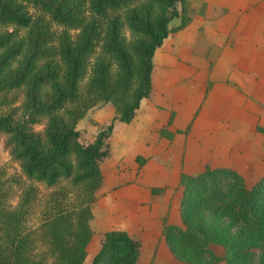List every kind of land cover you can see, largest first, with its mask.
Masks as SVG:
<instances>
[{
  "label": "trees",
  "instance_id": "obj_1",
  "mask_svg": "<svg viewBox=\"0 0 264 264\" xmlns=\"http://www.w3.org/2000/svg\"><path fill=\"white\" fill-rule=\"evenodd\" d=\"M186 4L0 0V134L20 169L17 177L0 170V264L85 263L114 123L131 122L152 94L155 52L190 23ZM97 102L109 103L112 117L83 142L78 122ZM171 120L160 136L173 137ZM179 177L182 225L164 220L162 229L170 253L188 264H264V173L250 186L234 167L207 164ZM140 253L138 239L109 229L90 264H138Z\"/></svg>",
  "mask_w": 264,
  "mask_h": 264
},
{
  "label": "rangeland",
  "instance_id": "obj_2",
  "mask_svg": "<svg viewBox=\"0 0 264 264\" xmlns=\"http://www.w3.org/2000/svg\"><path fill=\"white\" fill-rule=\"evenodd\" d=\"M25 8L33 16L40 14L30 3H25ZM186 8L192 19L190 28L181 31L180 37L165 39L157 49L152 71L153 92L144 99L137 118L126 124L117 121L115 126L114 123L109 140L113 150L102 163L103 194L92 205L94 235L84 264H90L98 250L101 233L109 229L126 230L138 239L141 243L138 264H188L170 253L162 234L164 220L182 225L178 211L182 185L178 181L173 183L178 177V169L181 171L185 163L190 166V169L185 168L190 174L199 172L207 164L235 167L243 171L246 186L264 173V144L258 141L254 144L255 135H252L254 125H261L259 128L263 131L258 129L257 133H264V0H187ZM179 21V18L173 19L169 27ZM218 25L222 35L219 30H214ZM62 29L55 26L51 32ZM212 30L216 40L211 36ZM18 33L23 34L21 30ZM69 33L74 37L78 30ZM182 37L185 43L178 47L177 42L182 43ZM17 103H20V97ZM153 108L158 114L153 125L161 124L164 116L167 121L171 117L168 129L181 144L167 140L160 141L156 147L151 146L156 141L157 129L140 121ZM211 112L217 119L233 117L234 123L242 121L248 130H245L248 132L245 138L237 139L233 144H227L228 141L225 144H199L206 140L191 126L196 122L202 124ZM111 117L109 103L97 102L89 108L78 122L81 140L92 139ZM194 118L197 119L192 122ZM188 138L194 144H183ZM6 139L5 134H0V170L7 177H17L20 169L9 155ZM161 139L169 138L163 136ZM139 153H153L159 158L158 165L143 167L144 163L138 167L135 158ZM163 157L168 161L162 163ZM141 168L145 170L140 171ZM147 183H153V186ZM164 183L168 185L167 194L162 192L153 196L151 188L161 187ZM133 184L141 191V197L144 191L151 194L149 204L161 198L160 203H163L166 199L167 213L143 218V208L140 209L137 198L131 196L139 193ZM110 192L114 193L111 203ZM16 202L15 197L11 203ZM214 249L221 254L219 249ZM216 264H225V261Z\"/></svg>",
  "mask_w": 264,
  "mask_h": 264
},
{
  "label": "crops",
  "instance_id": "obj_3",
  "mask_svg": "<svg viewBox=\"0 0 264 264\" xmlns=\"http://www.w3.org/2000/svg\"><path fill=\"white\" fill-rule=\"evenodd\" d=\"M192 20V19H191ZM191 22L192 21H190V23L185 27V28H183V29H181V30H179V31H177L176 33H174V34H171V35H169L167 38H170V37H173V38H177V37H180V32L182 31V32H185L186 30H188L189 28H190V25H191ZM177 25V24H176ZM214 30H219V34L220 35H222V28H221V26L220 25H218L217 26V28H215ZM213 30L211 31V36L213 37V39H215L216 40V36H213ZM166 38V39H167ZM183 38V37H182ZM164 42H165V40H164ZM163 42V43H164ZM183 43H185V39L183 38V40H182V43H180V42H177V46L178 47H181V44H183ZM175 45H176V43H175ZM191 47V46H190ZM157 51V50H156ZM156 53V52H155ZM155 56V55H154ZM153 82V81H152ZM240 85H244L243 83L242 84H240ZM234 91H236L235 89H233ZM236 93H238V92H236ZM152 97V96H151ZM150 97V99H152ZM154 98V97H153ZM145 99V98H144ZM144 99L142 100V102H141V104H140V106H142V103H143V101H144ZM141 109V107H139V109L137 110V112H136V115H135V117L133 118V120L131 121V122H133L136 118H137V115H138V112H139V110ZM188 109V108H187ZM157 110L156 109H150V110H148V112L150 113V114H147L146 116H144L143 117V119L140 121L141 122V124H147V125H149V126H154L156 129H157V136H156V141H155V143L154 144H151V146L152 147H156L158 144H159V142L160 141H162V142H167V140H169L171 143H173V144H181L178 140H177V138H176V136H174L173 135V137L170 139H161L163 136H160L159 135V130L162 128V127H165L166 125V122H168L167 121V119H166V116H164L163 117V119L161 120L162 121V123L161 124H158V125H153V123L155 122V120H156V118H157V116H158V114H157V112H156ZM197 118H194V120L192 121V122H194L195 120H196ZM169 120V119H168ZM116 122L117 121H115V126H116ZM236 123H234V118L233 117H230V118H228V119H223V118H216V116L214 117V114L211 112L209 115H208V118H207V120H204V122L202 123V124H199V122L197 123H193V127L191 126V129L193 130V131H195V132H199V134H198V136H204V140H206L204 143H203V141H201V143H199V144H225L224 142L225 141H228V143L227 144H233L237 139L239 140H241V139H244L245 137H244V135H245V133H248V132H246L245 130H247V128H245L244 126V123L241 121H235ZM240 122V123H239ZM124 123V122H123ZM130 123V122H129ZM172 123V122H171ZM124 124H126V123H124ZM165 125V126H164ZM148 126V127H149ZM261 125H254V130H253V132H252V135H255L254 136V140H255V143L254 144H256L257 143V141L259 142V144H264V133H262L261 134V132L260 133H257V132H259L258 131V128L260 127ZM125 128H126V125H125ZM190 129V130H191ZM169 130V129H168ZM170 132H173V131H171V130H169ZM248 131V130H247ZM213 132H215L213 135L214 136H211L212 135V133ZM173 134H174V132H173ZM209 139V140H208ZM166 140V141H165ZM239 140V141H240ZM200 142V141H199ZM183 144H194L193 143V140L192 139H190V138H188L185 142H183ZM171 145V144H170ZM170 145H168L169 147H170ZM112 150H113V148H111ZM138 155H141V156H143L144 158H146V161H145V164L143 165V167H150L152 164H157L158 165V163H159V158L158 157H156L153 153H146V154H144V153H139ZM264 155V154H263ZM162 163H165V162H167L168 160L165 158V157H163L162 158V160H160ZM185 163V162H184ZM192 165V164H191ZM183 166V165H182ZM235 166V165H234ZM189 168L190 169V166L187 164V163H185V165H184V168L181 170L182 172H184V173H188L189 171H188V169H185V168ZM235 168V167H234ZM145 169H143V168H141V170L140 171H144ZM179 171H178V177L176 178V180L175 181H173V183L174 182H176L177 183V181L179 182V179H180V173H181V171H180V168L178 169ZM243 172V171H242ZM190 174V173H189ZM243 174V173H242ZM263 174V173H262ZM245 177V176H244ZM169 181H167V183H168ZM167 183H164L163 184V186H161V187H165V191L163 192V194H167V190H168V185H167ZM149 184H151L152 186H153V183H147V185H149ZM133 187L135 188V190H138V188H137V186L135 185V184H133ZM138 192H139V190H138ZM141 192V191H140ZM140 192L138 193V194H134V195H131L132 197H136L137 198V200H138V202H139V204H138V207L140 208V209H142L143 208V210H141L144 214V217L143 218H145V217H147V219H151L152 217H154V216H158V215H165L166 213H167V205H168V202L166 201V199H163V203H160L161 202V200H162V198H161V200L160 199H157V201L156 202H152V203H148L147 201H149V199H150V197H151V194H149L148 192H146V191H144V194L142 195L143 197H141L140 196ZM113 195H114V193H112V192H110L109 193V202L111 203L112 202V200H113ZM118 196V195H117ZM122 196H124V195H122ZM141 198H143V200L145 201V204L144 205H142V202H143V200H141ZM158 202H159V204H158ZM176 207H177V205H176ZM140 209H138V211H139V213H140ZM175 211H176V208H175ZM137 213V210H136V212H135V214ZM163 215V216H164ZM138 216V215H137ZM162 216V217H163ZM139 217H142V216H139ZM173 223H176V222H173ZM177 224V223H176ZM132 236V235H131Z\"/></svg>",
  "mask_w": 264,
  "mask_h": 264
}]
</instances>
